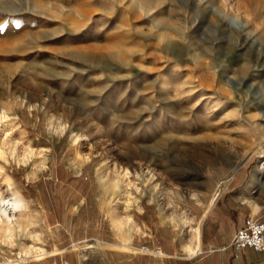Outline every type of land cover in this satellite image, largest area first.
Here are the masks:
<instances>
[{
  "label": "rangeland",
  "instance_id": "374dc122",
  "mask_svg": "<svg viewBox=\"0 0 264 264\" xmlns=\"http://www.w3.org/2000/svg\"><path fill=\"white\" fill-rule=\"evenodd\" d=\"M262 159L264 0H0V196L25 202L0 264L84 261L141 202L192 232L189 198L242 165L264 191Z\"/></svg>",
  "mask_w": 264,
  "mask_h": 264
},
{
  "label": "crops",
  "instance_id": "0c3cea01",
  "mask_svg": "<svg viewBox=\"0 0 264 264\" xmlns=\"http://www.w3.org/2000/svg\"><path fill=\"white\" fill-rule=\"evenodd\" d=\"M244 168L239 167L220 191L189 198L184 206L195 219L192 232L163 213L159 205L141 202L136 207L137 229L130 239L94 236L92 252L84 261L78 254L68 261L55 250L39 264H264V250L231 244L233 232L245 217L264 220V191H248ZM110 228L118 236L120 231L112 224ZM143 243L157 245L158 250H142Z\"/></svg>",
  "mask_w": 264,
  "mask_h": 264
},
{
  "label": "built area",
  "instance_id": "2783aa9c",
  "mask_svg": "<svg viewBox=\"0 0 264 264\" xmlns=\"http://www.w3.org/2000/svg\"><path fill=\"white\" fill-rule=\"evenodd\" d=\"M231 244L235 248L252 246L264 250V220L253 215L245 217L243 224L233 232ZM140 249L154 252L158 250V246H148L143 243L140 244Z\"/></svg>",
  "mask_w": 264,
  "mask_h": 264
},
{
  "label": "bare ground",
  "instance_id": "6f19581e",
  "mask_svg": "<svg viewBox=\"0 0 264 264\" xmlns=\"http://www.w3.org/2000/svg\"><path fill=\"white\" fill-rule=\"evenodd\" d=\"M264 168V159L255 165V170H259L258 177L261 175V170ZM258 173V171L256 172ZM25 209L23 197L18 192H13L8 198L0 196V225L18 226V214Z\"/></svg>",
  "mask_w": 264,
  "mask_h": 264
}]
</instances>
